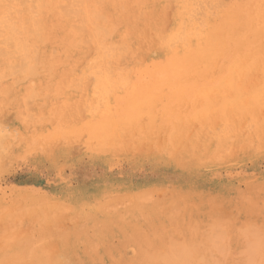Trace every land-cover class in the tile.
<instances>
[{"label": "bare ground", "instance_id": "bare-ground-1", "mask_svg": "<svg viewBox=\"0 0 264 264\" xmlns=\"http://www.w3.org/2000/svg\"><path fill=\"white\" fill-rule=\"evenodd\" d=\"M171 1L168 4L165 1L164 7L172 6ZM173 1L174 17L168 16L173 7L170 10L168 6L169 10L165 13H171L166 16L161 5L154 7L151 0H0V90L7 91L17 82L26 80L28 90L25 93L33 99L51 87L77 91L73 94L76 107L85 116L80 130H67V127H63L55 134H48L46 140L58 135L85 131L89 137L90 148L93 146L101 152H107L131 149L137 143L154 141L164 135L166 153L178 149L177 141L180 149L189 150L190 153L194 149L192 143H197L200 147L199 154L211 158L213 154L221 155L220 144L211 139L212 131H209L216 119H221L225 125L228 123V127L234 126L226 131L222 130L225 131L222 135L224 140H231L239 135L244 124L249 122V117L253 120L252 128L264 125L259 119L264 111V0ZM165 17L173 18V27L168 31L166 28L169 24L166 23L167 31L162 33L163 27L158 26L162 20H169ZM88 51L92 53L91 60L86 56L87 53L89 55ZM14 57L18 58L17 61L13 60ZM83 57L85 61H90H86L85 68L81 70L78 66L81 65L80 61L84 63V59L81 60ZM11 75H18L20 80L13 83ZM71 110L76 113L74 108ZM188 110L191 112L186 117L184 114ZM48 115L41 118H47ZM26 117L27 120L33 118L30 113ZM244 117L245 123L242 121ZM234 119L237 122L242 121L243 125L238 123L240 127L243 126L242 130L236 125L237 122L234 125L229 124ZM193 123L198 124L199 130L205 129L207 140L194 136L197 131L189 128L191 124L193 127ZM4 133L0 132L1 163L5 161V152L10 149L5 148L11 147L14 142L8 135L9 132ZM217 135L218 133L215 136ZM260 135H255L251 140L258 139ZM191 136L193 137L190 138ZM179 138L184 139L179 141ZM182 160L186 161L187 158ZM140 194L130 199L127 204L118 196L103 205L93 204L90 207V211L83 216L81 235L74 234L75 237L81 236L79 243L85 244L86 248L83 252H88L89 248L97 251L107 243L106 236L114 232L112 234L119 235V240L125 238L126 244L133 246L136 251L128 264H264V233L255 224L246 226L220 219L192 227L187 224L182 235L186 234L185 242L164 240L166 244L155 245L151 237L153 239L157 224L149 223L148 228L144 226L147 230H144L139 224L132 225L134 222L129 221L141 219L148 223L146 215H156V210H159L160 206L153 205L152 200L145 198L147 193L144 196ZM146 203L147 213L143 207ZM170 203L167 207L163 204L156 218L158 221L160 213L163 214L164 211L166 216L178 218L174 205ZM57 204L56 207L59 206ZM42 206L33 204V207L25 209V214L40 217L41 213L42 218H46L49 211L42 209ZM51 206L50 204V210ZM68 206L67 208L70 207ZM60 208L55 209L61 213ZM107 210L111 214L108 215ZM65 213L66 216L69 212ZM53 217L55 219L56 215ZM44 223L39 225L42 226L38 238L33 240L28 236L23 243L20 237L24 230H16L17 233L12 230L14 236L20 235V242L15 244L20 243L21 246L22 243V250L15 254H2V250L0 264H54L51 258L59 253L56 252L55 256L48 259L46 253L50 255V250H45L39 243L42 238H47L46 231L49 232L46 228L48 223ZM127 225L131 228L127 229ZM5 226L7 228V224ZM85 226L94 231L98 239H83V235H86ZM52 227L55 230L61 226ZM56 231L64 241L73 242L75 239L63 228ZM51 232L56 237L55 231ZM17 236L11 238L17 239ZM154 240L156 241L155 237ZM49 245L51 247L54 244ZM1 247L3 248L2 243L0 249ZM43 251L46 253L43 254ZM91 255L90 253L89 256L93 258L94 254ZM102 256L99 255V258ZM109 256L107 255L108 259L111 258L110 263L104 264H112L115 257L112 254ZM59 259L60 257H55V260ZM68 263L69 261L66 264Z\"/></svg>", "mask_w": 264, "mask_h": 264}, {"label": "rangeland", "instance_id": "rangeland-1", "mask_svg": "<svg viewBox=\"0 0 264 264\" xmlns=\"http://www.w3.org/2000/svg\"><path fill=\"white\" fill-rule=\"evenodd\" d=\"M153 1L154 0H151L152 6L155 7L157 4L161 5L164 13L166 10H169V8L171 10V7H173L172 13L170 11H167V13L172 14H168V16L174 17L175 3L173 0H170L171 3H173L172 6L168 5V8L166 5L168 9L164 6L165 1L168 4V2H170L169 0ZM231 1L239 2L241 0ZM167 13H165L166 16ZM166 20L168 21L162 20L158 26L159 28L163 27L161 29L162 33L166 29H168V31L171 30L173 27V21L171 22L173 18L167 17ZM166 23L169 24L168 27ZM88 52L89 55L86 52V56L91 60L92 53H90V51ZM14 55L16 57V54ZM15 57L13 60L17 61L18 58ZM85 57L81 59H84V63L82 62V64L80 61L79 63L81 65H77L79 67L78 69H84L86 66L85 64H87L86 61H90L89 59L85 61ZM10 78L14 83L19 77L18 75H11ZM25 81L26 80H24V82L21 81L22 83L17 82L16 85L14 84L15 86L11 87V89L9 88L10 91L8 94L7 91L9 89L7 91L6 89L0 90V120L2 122L0 129L5 130L6 127L7 129L5 131L9 132L8 135L14 140L11 147L5 148H10L5 152V158L3 156L6 162L2 161L3 163H1L0 161V244L2 243L3 246L0 252L3 250V253L1 252L2 254H15L17 251L18 253L21 252L22 243L25 242L28 236H31L33 240L38 238L42 226L39 225L45 221V223H48L46 228L49 232L53 230L56 234L58 232L56 229L63 228L65 231H68L67 233L70 232L72 239L73 237L75 238L72 240L73 242L64 241L57 234L55 237L53 232L49 233L46 231L45 234H47V238H42L39 243L42 248L44 246L45 250H50V255L45 251H43V254L46 253V258L49 259V257L51 258L59 253L55 257L56 259L60 257L63 261L61 262L60 259V261L55 260V257H52V260L50 259L52 263L58 264L59 262V264H66L69 261L68 264H104L107 262L110 263L111 258L108 259L107 255L109 256V254H112L113 257H115L114 260L112 259L111 261L112 264H128L129 260L134 258L136 251H134L135 249L133 246L126 244L125 238H120L119 240V235L116 236L112 234L114 233L112 232L110 235L106 236V238H108L106 241L107 243L97 249V251H99L98 253L96 250H92L89 247L88 252H83V249H86L84 247L85 244H80L81 236L75 237L76 235L74 236V234L81 235V230L84 225V222H82L83 216L86 212L90 211V207L93 204L103 205V203L105 204L110 201V199L113 200L114 198H118V196L119 199H123L122 201L127 204L128 201L130 203L133 198L138 197L136 196L138 193H141V196L147 193L145 198L152 200L153 205L156 204L160 207L158 211L156 210V215H146V222L148 223H144V220L141 219L135 221L129 219V221H132L131 223L134 222L132 225L139 224L144 230H147L146 228H148L149 223L154 225L157 224L154 228L155 234L152 235L153 239L151 237L155 245L162 246L166 244L167 242L164 240L168 242L171 240L176 242L180 241L179 243L185 242L186 234L185 236L182 235L185 233L184 230H186L187 224H189L190 227L196 224L205 225L208 221L216 219L246 226L255 224L256 227L262 228V232L264 233V125L252 128L254 127L252 125L253 120L248 116L249 122L245 123L244 120L247 118L246 116V118H242V121L245 123L244 127L241 126L243 127V131L235 136V140H224L222 137L224 132L234 126L228 127V123L225 125L221 119H216L209 131H212L211 139L220 144L222 153H220L221 155L213 154L212 158L205 154H199L200 147L197 143H192V145H194V152L192 151L190 153L188 152L189 150L180 149V145L176 141L178 149L175 152L166 153L164 151V135L163 137H157V139L154 140L156 143L152 140L150 142L146 141L147 143H137L131 149L125 148L126 150L119 149L101 152L93 146V148H90L89 137L85 131L65 136L58 135L52 139L46 140L48 134H55L63 127H67V130H80L79 127L85 122V116L84 113H81L76 107V99L73 97V94L74 92L77 93V91L69 88H61V90H59L58 87H51L52 89H46V92L39 93L40 95L37 97L34 96L35 98L33 99V97L30 98L25 93L28 90V88H26L28 87V82ZM21 85H23V87ZM250 85H253V83H250ZM19 90L22 94L18 93ZM51 90H53L54 93ZM46 93L47 95H45ZM48 93H50L51 97ZM14 96L16 97L14 98ZM66 96L67 98H65ZM26 97H28V99ZM28 100L32 101L29 102ZM25 101H27L28 104ZM68 102L72 104L68 106ZM72 108H74L76 113L71 110ZM190 112L191 110H188L184 115L189 117ZM29 113L32 114L33 117L31 120H27L26 117ZM261 114V118L259 119L264 122V111ZM46 115H48L47 118H41ZM234 120L235 121L232 120L229 122V124H236L237 119ZM242 121H238L236 125L240 127L239 124L240 122L242 123ZM191 125L189 128H195L197 131L194 134L195 137L207 140L208 136L205 129L199 130L197 123H193V127ZM199 126L203 127V125L200 124ZM4 130H0V132L5 134ZM213 132L215 133L213 134ZM217 133L219 137H217L218 135L215 136ZM258 134H261L258 139L251 140V138H254V136ZM192 137L193 136L190 138ZM183 139L184 138H179L178 140L181 141ZM139 147H141V150ZM168 149H170L169 146ZM180 157L182 159L187 158V160H180ZM3 158L1 160H4ZM145 198L142 199L146 200ZM159 199H161V201H159ZM169 202L174 205L175 213L178 218H176V216H166V212L164 211L163 214L160 213L161 215L158 221L156 218H158L159 211L162 209L163 204H166L164 206L167 207L169 206ZM36 203H38L39 206L43 205L44 207L42 206V209L49 211L48 218L54 215H56V217L58 215L62 216V214L65 216V212L69 213H67L68 215L65 217L58 216L61 218V221L58 217H55V219L54 217L51 219L47 217L42 218L41 213L40 217H34V215L30 213L25 214V209L33 207V204ZM50 204L53 208H51V210L49 209ZM56 204L59 205L57 206L58 208L61 206L63 207H61L59 211L64 212L66 209L69 211L66 210L64 213L56 211ZM67 206L69 208H67ZM143 207L147 213V203ZM9 210H11V212ZM73 210H76V212ZM108 213L111 214L110 211L108 212L107 210V214ZM81 216L82 218H80ZM63 217L65 222L63 221ZM183 220H185V222ZM193 221H195V223ZM141 222H143V224ZM3 223L7 224V228H5L6 226L5 224L3 225ZM52 223L54 224L52 225ZM154 225L152 226L154 227ZM52 226H54V228L57 226L61 227L54 230ZM150 227L151 226H149V228ZM86 228L85 226L84 231H86L85 234H88V236L83 235V239L92 240L93 238L94 241L96 238L98 239L94 231ZM129 228H131V226L127 225V229ZM19 229L20 231L24 230L22 231V234L24 232L23 236L21 235L20 237V240H22L21 246H19L20 243L18 245L15 244L20 242L18 239L20 235L17 236V234H15L17 239H13L15 236L13 234L14 231L12 232V230H15L14 233H17L16 230L18 231ZM182 232L183 234H181ZM7 233H12V235H8ZM160 233L162 234L160 235ZM49 235L53 237L51 238ZM93 235L94 237H92ZM110 236H112V238ZM161 236H163V238ZM154 237L158 243H155ZM10 238L14 241H19L14 242L11 241ZM180 238L181 240H179ZM5 239L9 240V242L7 240L4 241ZM49 244L54 245L50 247ZM82 246L84 248H82ZM114 247H116V249ZM51 249L54 250L51 251ZM109 249L111 251H109ZM6 250L9 251L7 252ZM102 251L104 253H102ZM90 253L92 254L91 256L94 254L93 258L89 256ZM102 254L104 256H102ZM99 255L104 257L103 259L105 261H101L102 257L99 258ZM72 259L73 261H71ZM55 261H57V263Z\"/></svg>", "mask_w": 264, "mask_h": 264}]
</instances>
